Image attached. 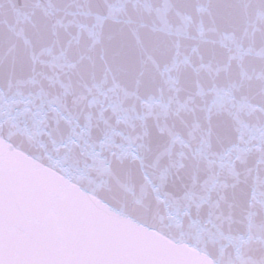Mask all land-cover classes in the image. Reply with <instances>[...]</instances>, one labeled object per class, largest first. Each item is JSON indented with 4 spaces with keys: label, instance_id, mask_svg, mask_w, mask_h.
<instances>
[{
    "label": "snow or ice",
    "instance_id": "1",
    "mask_svg": "<svg viewBox=\"0 0 264 264\" xmlns=\"http://www.w3.org/2000/svg\"><path fill=\"white\" fill-rule=\"evenodd\" d=\"M0 264H264V0H0Z\"/></svg>",
    "mask_w": 264,
    "mask_h": 264
}]
</instances>
